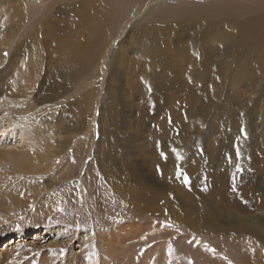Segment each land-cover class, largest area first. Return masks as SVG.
<instances>
[{
  "label": "rangeland",
  "instance_id": "1",
  "mask_svg": "<svg viewBox=\"0 0 264 264\" xmlns=\"http://www.w3.org/2000/svg\"><path fill=\"white\" fill-rule=\"evenodd\" d=\"M177 2L179 1H146L125 12L126 18L121 27L123 28L130 19L134 20L141 15L135 23L131 24L132 26H128L130 30L128 27L126 29L129 32L136 31V41L139 40L141 49L144 51L148 49V53L154 56L153 52L160 45L163 46L161 43L163 38L147 29V23L143 18L144 13L147 12V16H151L152 13H157ZM78 6H83L80 9L85 8L91 14L103 16L116 12L108 0H0V42L8 40V33L16 25L25 26L29 21L34 24L49 12L57 18L56 10L61 14H72L75 10L79 11ZM50 7L53 9L48 12ZM190 32L195 31L190 28ZM228 32L231 31L228 30ZM212 34V38H215L216 35ZM126 36L125 32L123 40ZM190 37H192L191 34ZM42 40L41 38V61L47 57L48 52L44 50ZM125 40L127 42L128 38ZM151 42L157 43L158 48L152 50L151 45H148ZM197 43L200 47L198 52L210 48L212 53L221 48L215 42H206L205 45ZM19 45L22 46V41ZM139 53L136 45L129 46L124 43L119 55H122L125 63L129 64L138 57ZM199 59L200 61L191 59L193 81L185 79L186 87L179 86L182 90L181 102L178 101L174 92H172L173 100L169 108H163L160 99L156 101L162 105L159 107L156 105L154 108L149 106L152 99L138 100L136 96L133 99L129 97L134 106L131 109L132 116L124 118L126 113L124 110L121 112L125 120L120 121L117 128H114L116 134L119 133L114 137L107 136L103 123H96L95 118L93 123L89 119L88 124H81L78 127L80 118L92 115L97 100L98 104L103 103L105 84L100 86L98 67L95 69L96 72H93V74L96 73L94 74L96 83L90 84L86 89H78L84 85L81 78L73 90L78 92L56 101L55 103L59 105L52 113L47 110L37 114L36 117H31V121L33 119L35 121L28 122V126L32 128L31 137L37 146V153L43 155L45 165L49 167H43L44 173L41 180L32 185L24 183L19 174L13 173L17 169L14 163L5 157L0 158V264H243L241 259L247 256L250 248L255 255L253 259L248 258L247 264H264V241L262 240H256L246 234L241 240L232 236L223 238L220 245L219 241L216 244L217 241H210L211 239H208V242L203 237L200 239L194 236L188 237L189 228L186 225L176 220L163 219L147 209L152 201L154 203L156 200L157 206L158 201L165 198L162 192L171 180L166 177L167 167L164 172L158 171L160 167L167 166L162 164L167 163V160L159 156L157 148L152 150L153 142L150 144L144 138L150 133L144 134L143 140L138 138L137 134L140 131L154 132L151 134L155 137L154 140H159L160 152L169 153V162L178 159V155L170 146L161 143L162 138L159 136L163 133H155L154 123L161 114L164 115L162 118L167 117L173 121V125L183 124L181 127L187 137L190 133L189 125H195L192 129L196 133V139L192 141V137L184 144L183 156L179 157L182 164H185L186 170L195 172L196 169H203L205 174L216 173L217 167L225 168L230 165L236 169L234 164L241 159L252 168V174L248 172V177L244 173V181H241L242 175L228 172L226 174L233 178L232 182L235 186L240 189L246 188L250 192L256 190L253 195L258 193L263 195L264 199V144L261 143L263 138L261 133L264 132V69L253 65L248 66V70L244 68L242 70L244 74L220 76L214 74L216 73L214 71L211 73L210 68L213 63L220 65L227 59L217 54L208 56L206 60ZM232 61L235 63L239 59ZM255 61V58L250 56L242 59L241 63ZM255 63L258 66V63ZM12 66L7 76V83L17 81V86L24 87V83L19 82V77L17 78L19 71L16 68H22L20 71L26 72L30 71L29 66L19 67L25 66L22 63H14ZM88 75H91L90 70ZM42 82L39 76L34 91L42 89ZM3 88L8 89L6 85L1 89ZM111 90L119 107V92L128 95L131 91L130 83L128 80H120L112 86ZM89 92H92L93 99L91 102H86V108L82 99ZM53 103L38 106L39 108L40 106L49 107ZM144 103L146 106H141ZM138 107L150 109L154 119L147 120L140 112L138 113ZM243 115L250 117L247 126L242 123ZM135 122L140 124V130L136 127V130L132 131L131 124ZM243 131L254 138L253 147H250L256 151H252L249 147L250 155H245L242 147L244 146L241 140ZM8 138L9 144L16 141L15 146H19V135L8 136ZM240 143L241 149H239ZM193 153L196 156L191 157ZM232 154L236 158H228ZM131 170L135 176L129 181L122 182L126 176L129 177ZM218 177L220 178L203 177L207 190L211 188L209 193L204 194L203 199L208 201L211 197L221 207L223 200L228 198L221 194V190L227 188V176L218 173ZM237 177L238 182L235 181ZM256 177L258 180L255 179ZM195 178L197 176H193L191 181ZM171 183L173 186L176 184L173 181ZM179 185L181 189L178 188ZM250 185L255 187L252 188ZM175 188L182 191L184 184L179 183ZM39 190L36 196L35 193ZM132 190L135 193L134 198L128 199L127 194ZM6 193H8V201L3 204ZM181 196L183 201L189 202L187 195L181 194ZM169 198L178 203L172 195ZM177 206L180 207L179 204ZM258 212L259 210H254L253 215ZM23 231L29 232V235L22 240L19 236ZM14 240H16L15 244ZM205 253L211 254L207 256Z\"/></svg>",
  "mask_w": 264,
  "mask_h": 264
},
{
  "label": "bare ground",
  "instance_id": "2",
  "mask_svg": "<svg viewBox=\"0 0 264 264\" xmlns=\"http://www.w3.org/2000/svg\"><path fill=\"white\" fill-rule=\"evenodd\" d=\"M108 1L111 7L116 10L115 14H109L108 16L91 14L85 8L80 9L83 6H78L77 9L79 11L75 10L72 14H61L56 10L55 14L58 15L56 18L50 14L49 11L53 9L50 7L49 10L47 9L48 15L42 16L34 24L29 21L25 26L21 24L14 26L8 33V40L0 42V87L2 88L4 85L8 87V89L0 88V158L5 157V159L17 166L13 173L19 174L24 183L35 185L36 181L41 180V176L44 173L42 171L43 167H49L45 165L46 162L43 155L37 153V146L31 137L32 128L28 126V122H35L34 119L31 121V117H36L37 114L47 110L52 113L59 105V103H55L56 101L64 96L67 97L71 93L78 92H73V90L81 78H83L84 85L78 89H86L90 84L96 83L94 75L96 73L93 74V72H96L95 69L97 67L100 86L105 84L103 103L98 104L97 100L95 107L93 106L92 115L80 118L78 127L81 124H88L89 119H91L92 123L96 119V123H103V128L105 127L106 135L109 137L119 135V133L116 134L114 128H117L118 123L125 120L124 118H131V109L134 106L129 97L133 99L136 96L138 100L152 99L149 106L154 108L156 105L157 107L162 105L156 101L160 99L162 100L163 108H169L170 102L173 100L172 92H174L178 101L181 102V88L186 87L187 79L193 81L191 59L200 61L199 58H203L202 60H206L208 56H215V54L224 57V59H227L224 62L226 64L217 65L213 63L210 68L211 73L214 71L216 72L214 74L220 76H228L227 74L231 76L241 75L244 68L248 70V66L252 67L253 65L264 69V0H178L179 2L176 4L168 5L161 11L152 13L151 16H147L148 13L145 12L143 18H145L144 22L147 23V29L163 38L161 42L163 46L160 45L159 48L155 42L148 44L151 45L152 50L158 48L153 52L154 56L148 53V49L146 51L141 49L139 40L136 41V31L129 32L128 26L135 23L141 15L134 20L130 19L123 28L121 27L122 22L126 18V11L132 10L134 7L146 3V1L150 2V0ZM127 27L129 30L126 29ZM190 28L195 32H190ZM228 30L231 32H228ZM125 32L127 34L126 38H128L127 42L126 38L124 40L122 38ZM212 33L216 35L215 38H212ZM190 34L192 37H190ZM41 38L43 39L44 50H48V52L46 51L47 57L42 61ZM21 41L22 46H18ZM197 42L203 43V45L206 42H215L221 48L216 49L212 53L210 48L198 52L197 50L200 47ZM124 43L129 44V46L134 44L136 45V50L140 51L138 57H135L129 64H126L123 56L119 55ZM250 56L255 58L258 66L255 62L241 63L242 59ZM238 59L239 61H237ZM232 60L237 62L234 63ZM14 63L25 65L19 67L29 66L30 71L27 70L26 72H21L22 68H16L19 71L17 78L19 77V82L24 83V87L17 86V81L7 83V76ZM222 65L226 66L223 67ZM89 70L91 75H88ZM195 72L198 73L199 71L196 69ZM120 73H123V75H120ZM39 76L43 80L41 83L42 89L39 88L36 92L34 87ZM120 80H128L131 91L128 95L119 92L120 106L118 107L111 88ZM32 99H34V102ZM92 99V92H89L85 98L83 96L82 103L86 107V102H91ZM47 103L53 104L49 105V107L40 106L39 108L38 106L39 104ZM97 104L99 105L98 107ZM141 106L144 107L146 104H141ZM123 110L126 113L124 118L121 115ZM96 112L97 118L95 117ZM139 112L147 120L154 119H152L150 109L145 110L138 107ZM163 116L161 114L158 120H155V133H163L159 136L162 138L161 143L166 144L168 147L170 146L174 153L178 155V159L175 158L176 160L169 162V153L167 151L164 153L160 152L159 148L161 145L159 140H154L155 137L152 135L154 132L140 131L137 136L142 140L144 138L147 139L150 144L153 142L151 144L154 147L152 150L157 148L159 156L167 160V163H162L167 166L160 167L158 171L164 172L167 167L166 177L176 184L173 186L169 182L167 187L164 188V192H162V196H165V198L158 199L159 204L157 203V206L155 205L156 200L154 203L152 201L147 206V209L163 219L176 220L180 224L186 225L189 228L187 230L188 237L194 236L196 239L203 237L207 241L208 239L213 242L217 241L216 244L219 241L220 245H222L221 239L223 238L227 239L232 236L241 240L246 234L256 238V240L264 241L263 195L258 193L253 195L256 190L250 192L246 188L240 189L232 182L233 178L226 174L228 172L239 176L242 175L241 178L243 180H240L244 181V173L247 175L248 172L252 171V168L240 159L234 164L236 169L227 165L225 168L217 167L218 171L216 173L208 172L207 174H205L203 169H196L195 172L186 170L185 164H182L179 157L183 156L184 144L189 142L192 137V141L196 139V133L192 129L195 125L188 123L190 124V133L189 137H187L183 127H181L183 124L181 126L173 125V121L167 117L162 118ZM249 120V116L243 115L242 123L246 124L245 126H247ZM92 123L91 125H93ZM33 125L35 126V124ZM139 125L137 122L131 124V130H136ZM146 133H150V135L143 138ZM12 135H19V146H15L16 141L13 144L7 142L8 136L11 137ZM261 137H263L261 143L263 142L264 144V132L261 133ZM241 138L244 143L242 147L245 150H243L245 155H250L248 148L253 145L254 138L244 131ZM239 149H241V143ZM250 149L256 151V149L251 147ZM170 154L172 153L170 152ZM194 156H196L195 153L191 157ZM231 157L232 159L236 158L233 154L228 156V158ZM251 157L253 156L251 155ZM195 166L197 167V163ZM218 173L227 176V188L221 190V194L224 197L228 196V198L223 200L221 207L211 197H209L208 201L203 199L204 194L211 191V188L207 190L205 187L206 184L204 185L203 177L213 179L223 177V175L218 177ZM128 175L129 177L126 176L122 182L129 181L130 178L135 176V173L131 170ZM193 176H197V178L191 181ZM238 177L235 179L236 182H238ZM255 179L258 180L257 177ZM179 183L184 184V190L179 191L175 188ZM250 186L253 188L254 185ZM20 188L22 189V186ZM178 188L181 189V186L179 185ZM39 192L40 190L35 195L37 196ZM181 194L187 195L189 202L188 200L183 201ZM134 195L135 193L132 190L127 194V198L133 199ZM171 195L175 197L178 203L170 200L169 197ZM7 201L8 193L4 197L3 204H6ZM161 206L163 208H160ZM254 210H259V212L253 215ZM27 235H29V232H20L19 239L22 238L23 240ZM15 241H13L14 244ZM210 254L205 253L207 256ZM253 255L255 253L250 248L247 256L241 259L242 263L247 264L249 259H253Z\"/></svg>",
  "mask_w": 264,
  "mask_h": 264
}]
</instances>
